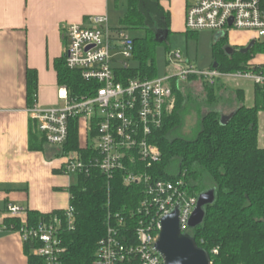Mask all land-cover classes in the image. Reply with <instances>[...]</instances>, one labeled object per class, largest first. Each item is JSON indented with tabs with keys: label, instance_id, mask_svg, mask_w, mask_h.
Returning a JSON list of instances; mask_svg holds the SVG:
<instances>
[{
	"label": "trees",
	"instance_id": "16d2710c",
	"mask_svg": "<svg viewBox=\"0 0 264 264\" xmlns=\"http://www.w3.org/2000/svg\"><path fill=\"white\" fill-rule=\"evenodd\" d=\"M119 1V0H116ZM162 0H128V9L121 19L125 30H145L143 38L134 39L136 69L124 74L140 80L157 79L156 50L164 46L170 52V15L161 6ZM197 37L198 33H190ZM228 35L216 39L212 46L214 64L223 74H261L264 63L254 64L258 55H264V44L256 43L243 54L241 49L230 48ZM60 87H67L71 96L81 95L85 84L70 72L65 58L55 64ZM210 86L203 78L192 76L187 82L173 81L171 87L175 108L164 120L163 127L155 133L154 141L161 150V161L152 170L143 172L157 179L176 181L183 179L192 195L213 190L215 201L206 208L203 224L189 230L197 246L204 250L213 264H264V147L260 146V115L264 114V86L254 84V106L245 105V91L239 90L238 106L227 114L217 111L220 98L216 94L218 83ZM200 81L207 92L206 103H195L190 91L183 93L187 84ZM38 96V74L27 72V99L30 107ZM197 106L199 123L195 138L182 137V130L191 106ZM202 108L208 111L202 114ZM233 117L222 122L223 118ZM30 150L45 153L48 159H59L77 152L87 161L98 154L91 146L83 147L79 123L72 122L69 141L64 147L49 145L44 135L35 128L30 134ZM76 183L67 191L74 209L73 229L61 228L59 237L64 248L65 264H93L101 240L106 237L109 224L125 220L130 231L137 229L139 210L145 199V186H127L124 174L112 178L98 169L89 174H78ZM64 219L63 211L52 214L27 212V220L20 217L6 218L3 226L16 232L30 229L41 223ZM32 242L25 243L28 264H45L34 256ZM214 250L218 253L214 254ZM137 264V263H136ZM139 264V263H138Z\"/></svg>",
	"mask_w": 264,
	"mask_h": 264
},
{
	"label": "built area",
	"instance_id": "2783aa9c",
	"mask_svg": "<svg viewBox=\"0 0 264 264\" xmlns=\"http://www.w3.org/2000/svg\"><path fill=\"white\" fill-rule=\"evenodd\" d=\"M185 22L190 33L211 31L226 36L248 32L255 35L252 41L264 44V0H187ZM65 30L66 67L81 78L85 88L81 95L72 97L63 87L60 98L65 106L43 108L35 104L29 109L32 120L53 147L68 143L72 122L85 124L87 147L98 155L87 161L77 152L65 155V174H89L95 168L108 178L123 173L127 186H145L137 229L130 231L122 218L110 223L93 264H166L156 249L162 219L179 208L181 230L189 234L188 225L198 204V197L190 193L183 179L166 181L143 173L161 161L154 138L175 108L171 83L198 76L210 86L221 78L250 79L264 86V75L199 71L183 62L181 52L170 51L167 63L173 67L172 76L143 81L124 74L134 62V39L123 28H111L107 16L90 17L87 23L69 25ZM5 212L20 217L23 210L8 205ZM74 226L70 206L64 211V219L55 218L19 233L24 243L34 244L32 254L45 264H65L59 233L63 227Z\"/></svg>",
	"mask_w": 264,
	"mask_h": 264
},
{
	"label": "crops",
	"instance_id": "0c3cea01",
	"mask_svg": "<svg viewBox=\"0 0 264 264\" xmlns=\"http://www.w3.org/2000/svg\"><path fill=\"white\" fill-rule=\"evenodd\" d=\"M110 2L0 0V264H28L21 234L3 226L9 217L5 212L7 206L22 209L23 222L28 211L64 212L71 206L67 189L73 185L72 176L76 178L64 173L63 157L48 159L45 153L30 150L31 130L37 124L29 114L27 72L35 70L38 74V96L33 106L63 108L66 102L60 98L62 87L55 64L65 55V29L85 24L90 17H108ZM186 4L187 0L161 1L170 15L171 34L182 33L189 38ZM230 34L232 49L245 48L255 39L248 32ZM220 37L217 35L215 40ZM263 63L264 55L254 59V64ZM79 133L82 146L87 147L85 124H79Z\"/></svg>",
	"mask_w": 264,
	"mask_h": 264
},
{
	"label": "rangeland",
	"instance_id": "374dc122",
	"mask_svg": "<svg viewBox=\"0 0 264 264\" xmlns=\"http://www.w3.org/2000/svg\"><path fill=\"white\" fill-rule=\"evenodd\" d=\"M109 11V26L113 29H120L125 27L121 23V19L125 17L128 9V0L114 1L110 0ZM133 38H143L146 31L141 30H127ZM217 33L211 31L199 32L197 37H189L182 33H173L169 38L170 51H179L182 54L183 62L189 61V65L193 66L199 71L211 70L214 59L212 55V46L215 42ZM231 37V34L229 35ZM230 41V38L229 40ZM169 52L164 46H158L156 50V66L158 79H165L172 76V66L168 65ZM138 64L130 63V69H136ZM239 90L245 91L246 99L245 105L247 107L254 106V82L250 79H234V78H221L216 89V94L219 96L220 101L216 107L217 111L227 115L231 113L234 108L239 104L237 92ZM190 91V95L195 103H206L207 92L200 81L187 84L183 93ZM62 106L63 103L60 102ZM192 112L187 115L184 128L182 130V137L184 139L192 140L195 138L194 131H197V124L199 123L197 106L193 105ZM206 108H202V114L207 113ZM260 146L264 147V114L260 115ZM76 183V178L72 176V184Z\"/></svg>",
	"mask_w": 264,
	"mask_h": 264
},
{
	"label": "water",
	"instance_id": "95a60500",
	"mask_svg": "<svg viewBox=\"0 0 264 264\" xmlns=\"http://www.w3.org/2000/svg\"><path fill=\"white\" fill-rule=\"evenodd\" d=\"M256 42L252 41L247 47L242 48L243 54L249 53ZM228 54L233 52L232 48L227 49ZM216 69L217 66L215 65ZM233 115L223 118L222 122L229 121ZM215 201L213 190L202 193L198 197L197 207L190 219L188 228L193 230L201 226L205 220L206 208ZM180 209L177 208L171 214L162 219V228L156 243V249L166 264H211L208 254L200 249L194 238L183 233L180 226Z\"/></svg>",
	"mask_w": 264,
	"mask_h": 264
}]
</instances>
